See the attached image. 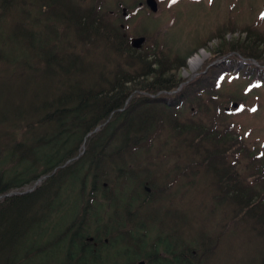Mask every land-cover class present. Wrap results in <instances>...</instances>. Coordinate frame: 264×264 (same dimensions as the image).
Instances as JSON below:
<instances>
[{
  "label": "trees",
  "instance_id": "16d2710c",
  "mask_svg": "<svg viewBox=\"0 0 264 264\" xmlns=\"http://www.w3.org/2000/svg\"><path fill=\"white\" fill-rule=\"evenodd\" d=\"M263 19V10L250 23L231 16L190 78L193 49L171 55L147 31L133 45L139 33L103 0H0V193L49 173L0 199V235L28 232L34 219L51 230L78 185L73 216L97 206L80 216L86 227L97 217L133 223L142 238L187 234L203 264H224V253L252 243L239 260L264 264V139L250 144L235 117L256 107L249 92L264 86ZM233 29L237 40L225 33ZM161 215L167 224L152 231ZM192 227L204 236L196 241Z\"/></svg>",
  "mask_w": 264,
  "mask_h": 264
},
{
  "label": "rangeland",
  "instance_id": "374dc122",
  "mask_svg": "<svg viewBox=\"0 0 264 264\" xmlns=\"http://www.w3.org/2000/svg\"><path fill=\"white\" fill-rule=\"evenodd\" d=\"M140 1H143V5H140ZM104 3H107L110 9L112 8L119 10L120 13H123V11L126 10L123 15L126 16L128 23H130L129 29L132 31V33L135 31L139 34L142 31H147L150 35L149 42L153 47L159 45L165 51H169L171 55L175 54L176 51H179V53L185 55L188 53V49H193L191 54L189 51V55L187 56V66L183 67L184 75L189 76L190 78L196 76L200 73V71H202V66L205 64L207 59L210 58V54L214 49L213 44H215L218 40V34H216L214 31H221L220 27H227L228 25L230 26L231 23L229 22V19L231 16L236 18L241 24L250 23L253 19L254 13L263 10L264 14V0H175V2H173V0H162L161 8L151 13L147 8L148 6L145 5L146 2L144 0H108V2ZM135 5H137L138 9L133 7ZM133 9L137 11L133 12ZM211 32H214V35H210ZM236 32H238V30L233 29L225 31V33L228 35V39L235 38V40H237V38L241 37V35L239 32L238 34ZM204 50L207 51V53L202 58V61L198 64V66L195 68L190 67V59L196 54L203 56ZM227 55L229 54L224 53L223 56L216 57L214 60L210 61L209 64L215 61H221ZM243 57L247 59V56L242 55L241 58ZM244 58L242 61H245ZM233 86L239 90L241 89L240 86L242 89L244 87L246 89L249 88V86L245 84L243 87V84L240 82L237 83L236 80H234ZM248 97V104L256 105V107H251L252 109L246 107L245 112H241L240 115H236L235 117L244 122L245 132L246 130L249 131L248 134H245V137H247L246 140L251 144L254 141L257 143L264 139V86L249 92ZM237 104L239 105V103ZM253 109H255V111H253ZM1 150L2 149H0V156L2 154ZM84 150L85 148L81 151ZM70 176L71 175L68 174L67 179L68 177L71 179ZM77 186L78 185L75 187L76 192H71L69 195L67 194L65 196L63 200L65 203H67L65 209L60 212L57 211V213L55 212L56 215L54 218L50 217L53 218L50 223L54 226L50 224V227L53 228L48 230L49 234L54 235L56 230H59L65 226V223H69L70 218L77 210V207L80 204V194L77 191ZM167 204H164V206H167ZM163 212L166 213L167 211L163 210ZM167 222L168 218H162L161 215V217L154 221L152 231L156 232L161 226L167 224ZM31 226V230H28L26 234L27 240L29 238L28 236H30L33 241L41 238V234L44 232L43 225L36 223V219H34L31 220ZM243 226L244 224L241 223L239 227ZM234 228H236V230L230 229L229 232L238 236L241 231L239 232L237 227ZM245 228L246 227L243 228V231H245ZM166 230L168 229H165L164 232H162L163 235L159 233L157 236H164V234L167 232ZM191 231L192 235L194 234L193 236L196 237V241L200 237L204 236L202 233H200L197 227H192ZM236 242L237 241L233 239V243L235 245ZM250 245L251 246L246 245L247 247L245 246V250L241 249L243 245H240V248L238 246H234V249L228 250L227 252H230L228 259H225V253L222 258L224 264H245L239 259L241 255L243 258L244 256L246 257L249 255V253L245 251L251 252L254 245L252 243ZM246 263L250 264L249 262ZM31 264H55V262L50 254H46L44 257L36 258V260Z\"/></svg>",
  "mask_w": 264,
  "mask_h": 264
},
{
  "label": "flooded vegetation",
  "instance_id": "af4514ba",
  "mask_svg": "<svg viewBox=\"0 0 264 264\" xmlns=\"http://www.w3.org/2000/svg\"><path fill=\"white\" fill-rule=\"evenodd\" d=\"M144 1L149 11H152L148 0ZM156 2L160 9L162 0ZM62 208L63 205L59 211ZM95 208L97 206H88L87 210L81 209L77 213V218L72 216L70 222L65 223V226L70 225L69 228L65 229L63 226L56 230L54 235L45 231L41 234L44 236L35 241L28 236L24 249H21V242L26 240L27 232L22 233L20 229L18 231L5 229L12 232L0 235V264H31L36 258L44 257L46 254L53 257L55 264H199L200 261L204 263L206 256L193 248L194 244L188 243L187 234L142 238L139 232L134 231L136 227L133 223L116 227H113L112 223L102 222L100 225L97 217L89 220L90 227L84 226L86 218L83 220L80 216L84 214L83 212L94 211ZM9 222L11 221H6ZM3 230L4 228L0 229V232Z\"/></svg>",
  "mask_w": 264,
  "mask_h": 264
},
{
  "label": "water",
  "instance_id": "95a60500",
  "mask_svg": "<svg viewBox=\"0 0 264 264\" xmlns=\"http://www.w3.org/2000/svg\"><path fill=\"white\" fill-rule=\"evenodd\" d=\"M148 3L151 4V6L153 7V9L157 8V4H156V0H148ZM145 39L144 36H135L134 39H133V45H140L143 40ZM195 74V73H194ZM101 126L100 125H97V127L95 129H98L100 128ZM91 132V131H90ZM90 132H88L87 134H89ZM33 187H28L26 189H22L21 191L20 190H16V191H11V192H16V193H22V192H26V191H30L32 190ZM11 192H4V193H0V198L1 196H4V195H8V194H11Z\"/></svg>",
  "mask_w": 264,
  "mask_h": 264
},
{
  "label": "bare ground",
  "instance_id": "6f19581e",
  "mask_svg": "<svg viewBox=\"0 0 264 264\" xmlns=\"http://www.w3.org/2000/svg\"><path fill=\"white\" fill-rule=\"evenodd\" d=\"M207 51H203V56H201L200 54H196L194 57H192L189 61V65L190 67L195 68L196 66H198V64L202 61V58L206 55Z\"/></svg>",
  "mask_w": 264,
  "mask_h": 264
},
{
  "label": "snow or ice",
  "instance_id": "6c2138e0",
  "mask_svg": "<svg viewBox=\"0 0 264 264\" xmlns=\"http://www.w3.org/2000/svg\"><path fill=\"white\" fill-rule=\"evenodd\" d=\"M173 2H175V0H173ZM253 111H255V109H253Z\"/></svg>",
  "mask_w": 264,
  "mask_h": 264
}]
</instances>
